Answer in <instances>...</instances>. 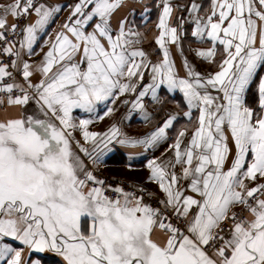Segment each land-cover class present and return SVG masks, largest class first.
Wrapping results in <instances>:
<instances>
[{
	"label": "snow or ice",
	"instance_id": "obj_1",
	"mask_svg": "<svg viewBox=\"0 0 264 264\" xmlns=\"http://www.w3.org/2000/svg\"><path fill=\"white\" fill-rule=\"evenodd\" d=\"M138 3H0V264H264V0ZM161 147L143 182L103 171Z\"/></svg>",
	"mask_w": 264,
	"mask_h": 264
},
{
	"label": "crops",
	"instance_id": "obj_2",
	"mask_svg": "<svg viewBox=\"0 0 264 264\" xmlns=\"http://www.w3.org/2000/svg\"><path fill=\"white\" fill-rule=\"evenodd\" d=\"M5 2V0H0V3ZM52 3H61V4H69L72 3L73 0H51ZM174 3H184L187 2V0H173ZM198 3H202L205 8L209 7L210 0H197ZM141 4H147L148 6L152 7V21H155L157 18V9L155 8V0H141V3H138L136 5V19L139 22L140 14H141ZM68 12L67 10L62 11L59 16L56 18V21L51 24L49 27V31L52 32V34H55V30L58 28L59 23L64 20V18L67 16ZM179 15V13H177ZM11 19V18H9ZM153 28L154 25L152 23H149L147 25V36L151 38L153 34ZM190 35V32H189ZM43 40V36L41 37V42ZM188 41H185V47L187 49ZM192 47H203L205 45H199L196 43H192ZM144 47L146 49L151 50L155 47L154 41L146 40L144 43ZM158 50L156 53L153 54V59H155L158 55ZM175 54V53H174ZM186 55H188L189 59L192 60L194 63H197L198 67H200L202 70L206 67V65L200 64L198 61L195 60L194 54L191 52L186 51ZM175 58L177 60V64L180 63V57L178 55H175ZM180 101L182 103V95L178 92L175 94H170L168 97V102L165 104V110H172V111H181L182 109H177L176 105L172 103L171 101ZM151 107V106H150ZM127 111L126 108H121L120 112L117 113V117L122 115ZM78 114V113H77ZM159 118H163V113H161V116ZM110 120L108 118L105 119L104 122H97L95 127L99 129H103ZM186 121L185 119L181 118L177 121V128L184 124ZM156 124V119L153 120L151 124H145L140 117L139 112L133 113L130 120L125 121L123 127L125 131H127L130 135L139 136L143 133L148 132L152 127H154ZM163 151V147H161L159 150L155 151L154 153L152 151L144 152L143 149H132V150H125L120 149L119 151L112 152L108 159L106 160L104 167V170L107 171L110 174L120 176L127 178L131 181H145V178L147 176L148 170L146 167H143V165L146 163L147 158H150L153 154L154 155H160V152ZM131 152V155H130ZM132 163V168L128 167L129 162ZM150 189H155L156 186L154 184H147L146 185ZM15 243V242H13ZM58 257L54 256L53 254H48L44 259V264H57Z\"/></svg>",
	"mask_w": 264,
	"mask_h": 264
},
{
	"label": "built area",
	"instance_id": "obj_3",
	"mask_svg": "<svg viewBox=\"0 0 264 264\" xmlns=\"http://www.w3.org/2000/svg\"><path fill=\"white\" fill-rule=\"evenodd\" d=\"M103 171H104L105 175H107L110 178V180H112L113 182L121 181V180L125 181V185L124 186L126 188L128 187V183L127 182L131 181V180L127 179V178L110 174L107 171H105L104 169H103Z\"/></svg>",
	"mask_w": 264,
	"mask_h": 264
}]
</instances>
